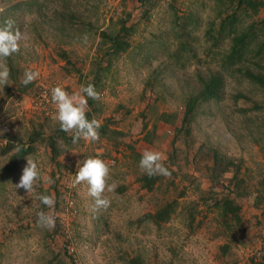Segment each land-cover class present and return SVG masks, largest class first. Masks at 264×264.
Masks as SVG:
<instances>
[{
	"label": "rangeland",
	"instance_id": "obj_1",
	"mask_svg": "<svg viewBox=\"0 0 264 264\" xmlns=\"http://www.w3.org/2000/svg\"><path fill=\"white\" fill-rule=\"evenodd\" d=\"M22 1L30 3L16 21L20 49L6 59L9 84L0 86V264L264 263V80L246 75L264 67V54L256 55L264 6ZM124 21L128 45L111 54L101 33L114 36ZM237 35L247 38L245 46L234 45ZM26 68L39 76L23 85ZM214 74L224 77L219 98L200 100L185 123L186 101ZM89 82L100 93L88 100L90 119L101 120L103 129L95 142L73 143L54 118L51 88L73 92ZM23 145L33 150L7 169ZM145 150L161 152L171 176L142 173ZM89 155L110 165L103 195L111 203L95 212L86 184L65 187L77 161ZM26 159L41 171L33 192L15 188ZM37 193L53 195L54 209ZM225 197L240 206L239 219L222 216L217 201ZM167 202L173 203L167 220L148 215ZM41 210L55 217L54 229L38 225Z\"/></svg>",
	"mask_w": 264,
	"mask_h": 264
},
{
	"label": "clouds",
	"instance_id": "obj_2",
	"mask_svg": "<svg viewBox=\"0 0 264 264\" xmlns=\"http://www.w3.org/2000/svg\"><path fill=\"white\" fill-rule=\"evenodd\" d=\"M22 34L15 26L11 18L0 21V86L9 84L10 69L6 59L20 49ZM39 76V72L26 68L24 70L21 84L28 85ZM100 93L93 83L81 84L77 91L69 92L62 85H55L51 88V102L54 105V118L59 122L61 130L72 133V142L77 143L80 139L88 142H95L100 138L99 129L102 121L96 118H89L88 100H98ZM164 156L159 151L145 150L139 160V168L142 173L152 176H171V171L164 164ZM26 165L18 182L16 189H24L26 192H33L41 179V171L34 159H26ZM110 165L99 155H89L77 161V171L74 174L73 186L84 183L87 186V193L94 198L92 211L110 206V199L103 195L106 188V178L109 176ZM48 184L55 181L51 176L43 177ZM116 184L107 185L109 192H114ZM37 199L50 209L55 207L53 195L37 193ZM38 225L48 228H55L56 220L43 210L37 213Z\"/></svg>",
	"mask_w": 264,
	"mask_h": 264
},
{
	"label": "trees",
	"instance_id": "obj_3",
	"mask_svg": "<svg viewBox=\"0 0 264 264\" xmlns=\"http://www.w3.org/2000/svg\"><path fill=\"white\" fill-rule=\"evenodd\" d=\"M245 2H249L251 5L259 7L261 5L264 6V0H243ZM30 2L17 0L15 2H11L8 0H0V7L3 6V9H0V21L5 20L7 18H11L15 21L20 19L21 14L25 10L23 6L28 5ZM23 5V6H22ZM22 6V7H21ZM30 10V8H29ZM37 12L40 13V9L37 10ZM130 27L125 25V21L122 23L120 30L114 35L111 36L110 33H106L103 31L101 33L103 41L106 39L110 40L111 45L108 51L111 54H117L119 50H124L126 46L128 45V41L124 39L123 34L128 33ZM111 36V37H110ZM234 42L236 46H245L246 37L244 35H237L234 36ZM238 49V48H237ZM236 49V50H237ZM239 51V49H238ZM264 54V42L262 41L259 48L256 50V55H262ZM260 72H251L250 70H247V77H250L252 80H256L257 82H263L264 80V67L262 65H259ZM224 83V77H222L220 74L212 75L210 78H208L207 81L204 82V86H202L201 91L198 94L191 95L188 100L186 101L185 108H184V117L183 120L185 123H191L193 120V117L197 114L198 108L200 106V100H216L219 98V95L221 93V87H223ZM263 84V83H261ZM88 117L90 118V112L87 113ZM100 129H103V126H101ZM55 138V137H54ZM52 137H49V146L52 150H55L56 148V139ZM33 150V146H21L17 152L13 155L11 163L7 166V169L14 170L17 168L18 164L24 160L25 156ZM216 156V162H217ZM235 172L237 170H234ZM234 172V177L236 176V173ZM144 178L148 181H151V184L154 183V178H149L148 176H144ZM151 184H147L149 187ZM152 186V185H151ZM217 204L221 207V213L225 220L236 218L239 219V210L240 206L234 202L231 198H223L222 200H218ZM173 209V203L167 202L164 204L160 209H158L154 214H148L151 215L152 218H155L156 220L164 221L167 220L170 217V213ZM135 262V261H134ZM137 262V261H136ZM264 264V263H261Z\"/></svg>",
	"mask_w": 264,
	"mask_h": 264
},
{
	"label": "built area",
	"instance_id": "obj_4",
	"mask_svg": "<svg viewBox=\"0 0 264 264\" xmlns=\"http://www.w3.org/2000/svg\"><path fill=\"white\" fill-rule=\"evenodd\" d=\"M73 181H74L73 177L68 178V180L66 181V186L65 187L68 188L70 191H72L73 188H74Z\"/></svg>",
	"mask_w": 264,
	"mask_h": 264
}]
</instances>
